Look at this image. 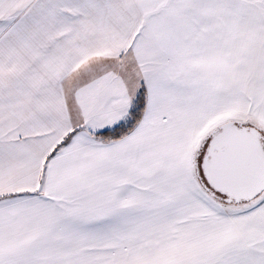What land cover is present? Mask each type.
I'll return each mask as SVG.
<instances>
[{
	"label": "snow or ice",
	"instance_id": "1",
	"mask_svg": "<svg viewBox=\"0 0 264 264\" xmlns=\"http://www.w3.org/2000/svg\"><path fill=\"white\" fill-rule=\"evenodd\" d=\"M0 264H264V0H0Z\"/></svg>",
	"mask_w": 264,
	"mask_h": 264
}]
</instances>
